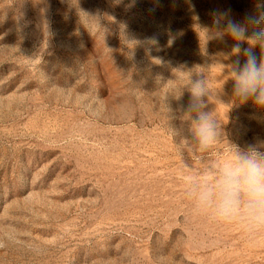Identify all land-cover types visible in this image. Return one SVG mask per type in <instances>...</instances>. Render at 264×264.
Returning <instances> with one entry per match:
<instances>
[{
	"label": "rangeland",
	"instance_id": "374dc122",
	"mask_svg": "<svg viewBox=\"0 0 264 264\" xmlns=\"http://www.w3.org/2000/svg\"><path fill=\"white\" fill-rule=\"evenodd\" d=\"M255 3L0 0V264H264V239L191 215L181 178L264 139L213 26ZM189 72L224 133L202 158L177 134Z\"/></svg>",
	"mask_w": 264,
	"mask_h": 264
},
{
	"label": "clouds",
	"instance_id": "9594fccd",
	"mask_svg": "<svg viewBox=\"0 0 264 264\" xmlns=\"http://www.w3.org/2000/svg\"><path fill=\"white\" fill-rule=\"evenodd\" d=\"M254 6L256 13L242 21L231 19L228 12L213 13V26L219 39L226 35L235 42L231 54L236 59L230 70L235 100L240 104L251 101L264 110V5L256 0ZM244 43L248 47H242ZM257 47L259 58L254 51ZM186 74L182 85L188 88L190 98L181 111L189 123L190 139L182 131L177 134L182 136L181 149L199 153L202 158L224 143L222 120L215 112L206 110L208 80ZM227 148L229 154L225 159H217L197 174H192L190 165H184L183 198L190 204L191 215L235 225L249 242L264 239V139H256L243 148L227 143Z\"/></svg>",
	"mask_w": 264,
	"mask_h": 264
}]
</instances>
